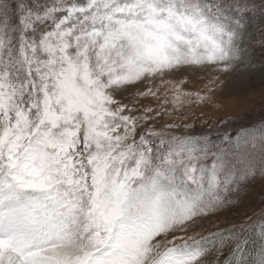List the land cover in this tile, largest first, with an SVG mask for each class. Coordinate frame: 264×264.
<instances>
[{
    "label": "snow or ice",
    "instance_id": "1",
    "mask_svg": "<svg viewBox=\"0 0 264 264\" xmlns=\"http://www.w3.org/2000/svg\"><path fill=\"white\" fill-rule=\"evenodd\" d=\"M257 74L264 0H0V264H264Z\"/></svg>",
    "mask_w": 264,
    "mask_h": 264
},
{
    "label": "rangeland",
    "instance_id": "2",
    "mask_svg": "<svg viewBox=\"0 0 264 264\" xmlns=\"http://www.w3.org/2000/svg\"><path fill=\"white\" fill-rule=\"evenodd\" d=\"M254 86L255 93L253 94L248 86L239 83L235 78L229 79L223 86L224 95L219 98V102L227 107V112H222L221 115L231 113H243L249 116H258L264 113V99L260 95L261 88L264 87L261 83L260 75L257 74L249 82ZM259 191V189H255ZM243 210V209H240Z\"/></svg>",
    "mask_w": 264,
    "mask_h": 264
}]
</instances>
